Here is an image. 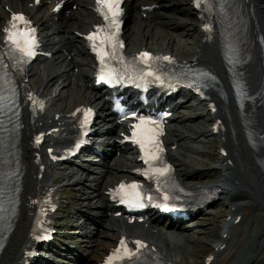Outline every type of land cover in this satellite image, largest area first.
I'll return each mask as SVG.
<instances>
[{
	"label": "bare ground",
	"instance_id": "1",
	"mask_svg": "<svg viewBox=\"0 0 264 264\" xmlns=\"http://www.w3.org/2000/svg\"><path fill=\"white\" fill-rule=\"evenodd\" d=\"M148 1L149 0H130L127 4L126 14L129 18L131 20L134 18L140 20L139 24L136 25L134 29L136 36L133 40V43L136 40L134 46L138 42V39L140 40V49H142L145 45H149V40L155 37L154 31L156 30V32H161L162 29L160 28L164 27L168 31L170 40H173V43H169L167 45L168 53L178 51L179 43H174V34L170 32L179 30L180 27L185 26V23L176 24L174 28L171 24L172 22L170 23L164 21L165 25H163L158 19H154L151 14L146 15V18L152 19L151 22H144L146 9L143 7L153 3L159 4L163 0ZM56 3L57 2L55 0H40L39 3H36L35 0H0V4L5 6V11H0V29L5 24L7 19H9L11 10L26 11L29 15H31V17L35 20V23L38 24L42 30L44 27L52 24V22H64L72 18L70 13L69 15L67 14V11L72 9L70 6V0L66 2L65 9L60 12H55L53 10ZM73 3L84 7L87 13V16H84L82 21H76V24L81 27V29L78 28V31L85 33L93 24L97 22V17L94 12L95 0H73ZM248 6L252 9L249 14L245 13L244 17L246 19V26L248 27L249 32L252 29L250 33L252 35H249V44L246 49V58L248 60L242 70L244 71V79L247 82L249 90L252 94H257L254 104L249 108L251 112V125L244 122L242 113L235 102L232 90V79L225 62V51L221 34H207L206 32L201 31L200 29L203 24L201 19L203 15L195 10L191 3H188L189 13L193 15V19L196 22V24H194V28L196 31H200L202 33V42L198 47H193L191 45L194 52L192 55L181 54L180 56L182 58H188L190 61H194L198 65L208 67L212 70V72H214L215 76L218 77V81L214 83V93L212 95L217 101L218 109L216 112H213L211 107H209L207 103H204V111H207V115L211 118L212 124L217 118H222L225 121L224 123L226 127V129L219 134V155H217V159L221 164L220 169L224 172V178L215 184V186L220 188V196L218 199L213 200L212 203L219 202L223 199L221 196L225 195L227 202L226 206L229 210L224 216V234L218 236V241H216L218 246L211 248L207 246L209 254L207 258H205L204 264H206L208 260L211 261V264H235L234 260L239 259L238 256L241 250V242L246 233L245 228L241 227V220L237 221L236 219L240 215L244 217V215L250 214L253 208L257 206L255 201L252 200L250 190L260 191L263 197L259 198L262 201L264 200V172L260 163V159L264 158V0H248ZM6 7L8 8V11L6 10ZM176 8V3H172L170 10H175ZM164 17L165 19L167 18L166 15L161 14L159 19L162 20ZM59 27H61V36L59 41L53 38L54 32H45L43 35L45 49L47 51L57 50L56 55L58 54V57L49 63L45 69H43L44 71L48 69L54 72L49 74L45 83H42L39 86L37 90L40 93L47 92L51 88L52 84L60 81L63 77L64 80L62 83L65 85L66 82H68V84L78 82L75 79L77 74H75L74 68H79L81 63L76 60L74 56L77 52H83V54L88 53L84 37H81L83 49L80 51L76 49L77 47L74 48L73 36L70 35L72 26L69 23L63 24L60 22ZM187 44L190 45L189 42H187ZM64 51L67 52L68 55H72L70 62H68V56L64 55ZM59 66H64V69L62 71L58 70L57 68ZM90 67L92 68V61H90ZM27 74L31 77L35 76L37 72H35L33 68H30ZM90 75L91 73L89 70H80L79 78L83 81V83L78 85L84 91L91 90L85 82ZM96 95H98V93H95L94 95H87V101L89 104L95 102L94 97ZM43 97L46 101V110L41 115L31 117L28 110V104L24 107L22 150L25 161L23 166L24 175L22 178V193L20 195L19 209L14 218L13 230L0 255V264H21V262L24 261L25 256L28 255L27 253L30 245L36 244L32 235V227L38 197L44 189L50 190L54 187V185H56V178L48 172L47 167L43 171H39V165L36 164L35 149L33 147L35 135L44 128L49 130L52 127H58L60 129V132L57 133L58 135H49L47 141L49 142V146L61 147L72 134L69 123L66 121V110L60 109L56 106L57 98L62 99L61 92L55 94L54 96L50 94H43ZM79 100L73 99L69 102V104L74 101L77 103L76 106H78L82 104ZM98 105L99 109L103 110V119L106 120V118H109L110 115L108 113L107 101L100 102ZM194 118L200 119V116L198 114L195 116L190 115L187 120L191 121ZM178 119L179 117H175L173 121H178ZM179 122H181V120ZM200 122L202 123L201 120ZM115 130L116 127H109L106 131L110 134L114 133ZM176 130L179 131L177 128ZM252 131L259 136L263 135L259 139L257 147H251L249 144V135ZM207 133L213 135V128L207 129ZM176 134H178L177 138L180 137L182 142L186 138L184 137L185 134L181 131ZM200 134H202V132ZM190 138H193L192 135H190ZM174 141L175 140H173V142L170 141L171 146L176 143ZM115 145L121 146L118 142V136L116 137ZM131 149L132 148L130 147V150ZM223 150H228L227 155L223 153ZM114 155V153L111 155L104 153L105 160L103 164L105 168L99 173V175H96L93 178L97 187L94 192L96 194L95 196L99 198L98 200H102V202L94 203L92 199L84 198L82 195L78 194L79 190H75V196L81 204V209H78L76 213L83 215L85 214V211L88 212L89 209L98 206L104 214L103 216L108 217L111 221V225L106 223L105 227L111 228V230H115V232H119L120 237L130 234L128 232L131 230L133 234H138L147 240L155 253L161 255L163 258L176 264H198L196 261L193 262L189 259L188 250L182 247L183 244L187 242H193L195 240L200 241L191 235L190 231L192 229L180 232L176 229L170 228L167 232L164 231L163 226H160L161 218L158 217L155 219L154 225L146 226L145 223H135L130 225L123 219V216H115L117 210L111 206V203L105 194V191L114 185L107 179V176L112 173V170L124 171V176L120 179L131 177L133 174L131 172L132 167L128 166L125 161L123 162V160L120 162L116 161L115 159L117 157ZM169 157L171 160H178L185 165L186 168L179 170L180 179L201 180V171L197 169L198 166H193V164H189L182 159H177L176 154L172 150L169 152ZM43 158L46 163L47 159L45 154H43ZM51 166L52 164H48V167ZM205 166L207 169H202V175L203 173L208 174L213 169L212 165L206 164ZM86 172L90 173V170L78 167L72 168L71 170L64 168L63 176L70 175L72 173H80L79 177L72 178L73 184L78 185L85 178L84 173ZM40 174L42 175L41 177ZM34 175L36 176L34 177ZM115 178H119V176L116 175ZM243 178L246 180H243ZM254 193L255 192H253V194ZM219 203L221 205V202ZM220 207L221 206H219V208ZM201 212L202 211L197 212L196 215L201 214ZM214 218L215 216H213L212 219ZM84 223L85 220L80 219L79 217L77 222L74 224L79 229H82ZM171 226L175 227V225ZM204 228V232H206L208 227ZM84 234L88 235L90 232L85 231ZM214 235L217 237V232L214 233ZM177 237L182 238V243L178 244ZM109 243L110 242H104L100 244L90 255L87 254L88 256L85 257V259L89 262L88 264H99L104 255L111 249V244ZM257 247L258 249L255 254L249 256L246 259L245 264H263L264 260L262 257V251L264 249V233L261 234Z\"/></svg>",
	"mask_w": 264,
	"mask_h": 264
},
{
	"label": "rangeland",
	"instance_id": "2",
	"mask_svg": "<svg viewBox=\"0 0 264 264\" xmlns=\"http://www.w3.org/2000/svg\"><path fill=\"white\" fill-rule=\"evenodd\" d=\"M183 0H179L178 1V7L180 9V11H182L181 13H183V16H178L176 15L177 18L171 17L170 18H166L164 19V21H173L174 23H181L184 22L185 26L180 28L179 32L176 35L177 38V42L179 43L178 46V51H175L173 54H175L178 58H180L181 54H188V55H192L193 52V48L191 47V45L194 47H197V45H199L202 41V37L201 36H197L193 23L194 21L192 20V15L189 14L188 12V6H186V4H182ZM184 2V1H183ZM171 1H165L163 3H161V5L165 6V5H170ZM2 9H4V7H2ZM76 18L77 19H81L84 15H85V9L80 6L78 8L73 9V11ZM159 12H164L169 16V12L165 11L164 9L162 10H158L154 13H152L154 16H156ZM73 23V32L71 33L73 36H77L76 32L77 29L79 28L76 24V21H71L70 24ZM173 23V27L175 28V25ZM129 25H131V22H127L126 28H125V37L127 40V45H128V49L129 50H134L136 51L139 48V44H140V40L138 39V42L135 44V47L133 49V45L131 44V41L133 39L132 36V30L131 28H129ZM59 28L57 25L55 26V29ZM60 31V28H59ZM178 31V30H176ZM176 31H172L170 33L176 34ZM51 33V29H49V31ZM61 32H59L58 34H53V37L56 38V40H59V36H60ZM184 35V36H181ZM159 34H157V37H153L152 40H149V45L143 46L146 49H150V50H163L165 52H168V49L166 48L167 43H171L169 42V38L167 40H159L158 39ZM175 37V36H174ZM75 39V38H74ZM136 42V40L134 41V43ZM176 40L174 41V43H177ZM187 42L190 43L187 44ZM77 47V48H76ZM74 48L81 50L82 49V45L80 40H76L74 41ZM58 55L49 58L47 61L44 62H39L34 64L33 68L34 71L37 72V74L35 76H32L30 78V84L34 87V88H39V86L42 83H45V81L48 79V75L53 73L54 71L52 70H48L46 69L45 71L43 69H45V67L52 62ZM72 56H68L69 59H71ZM75 59L80 61L82 65L79 66L80 69H88L90 71V66L88 65V58L84 57L80 52H78L75 56ZM83 67V68H82ZM79 68L76 67L75 71L77 73V76L75 77V79L78 82H75L74 84H68V82H66V85L64 83H62V81L64 80V77L60 79V81H57L56 83L51 85V88L47 91L44 92L43 94H50V95H55L58 94L59 92H61L62 95V99L57 98V107H59L60 109H64L66 110V112H70L73 110V107L77 104L76 102L72 101L71 104H69V102L73 99L75 100H79L80 102H87V99L85 98V96H87L90 91H84L83 89H81L79 87L78 84L83 83V81L79 78L80 75V71ZM58 70H63L64 66H59L57 68ZM43 70V71H41ZM85 82H87V84L91 85V80L90 77L88 78V80H86ZM85 84V83H84ZM81 93V94H80ZM84 93V94H83ZM83 94V95H82ZM78 95V96H77ZM189 100V99H188ZM192 102V100H191ZM190 103V102H189ZM184 105V104H183ZM184 110H188L189 111V115L187 117V119L189 118L190 114H195L194 109L188 107L187 109H185L184 107L180 108V110L176 113L177 117L180 116V120L181 122L175 121L174 123H172V129L175 128V126H178L185 135V137L190 138V135L194 136V138H190V139H184L182 143H178L177 144V148L174 149V152L176 153V157L177 159L180 157L181 159H183L184 161H186L189 164H193V166H198L197 169H199L201 171V177H203V182H211V184L213 183H217V181L219 182L221 179L224 178V173L221 172L220 168L217 167L220 163L218 160H210V159H217V155L219 154V137L218 136H210V137H203L201 140H199L197 138V135L201 134V136H204V134H207V130L206 129H210L211 128V122L209 120L208 117H205L203 119H201L202 123L199 122V120H192L191 123L193 124V128L195 130H197L199 133H196L194 131V129L190 126V122H188V120H185V116L183 115L182 111ZM186 121L185 122L183 121ZM184 123V124H183ZM181 124H183L181 126ZM203 130V131H202ZM171 136H169L167 138L168 141L170 140H174L175 139V135L176 133L172 130L171 131ZM173 136V137H172ZM171 138V139H170ZM174 138V139H173ZM179 139V138H178ZM176 142H177V137H176ZM213 143L214 146H213ZM188 144V147H191V145H193L194 148H192V150L190 149H186V145ZM197 150H201L200 152H198ZM202 150H207V151H202ZM205 155V156H202ZM87 156V155H85ZM179 156V157H178ZM129 157H131V154L128 153L127 155L124 154L122 156H118V161L123 160V162L125 161V163L128 166L132 165V162L129 160ZM193 158H202V159H193ZM210 158V159H208ZM191 159H193L194 162L190 161ZM205 159V160H203ZM207 162V163H206ZM217 162V163H216ZM177 168V171L180 169L185 168V165H180V162L174 161L173 162ZM197 163V164H196ZM84 164L91 168V169H96L97 168V164L84 160ZM196 164V165H195ZM206 164L212 165L213 168L212 172L209 174H205L203 173L202 175V169L207 167L205 166ZM217 164V165H216ZM64 165H59L58 168H64ZM49 173L51 175H53L56 178H59L60 182H59V186L60 185H64V190L67 193V195H65V197L63 198V200L65 201L64 204H60V207L56 213V218H57V225H58V229L60 231V235H63V237H60V239L57 237L56 240L54 241L53 245V251L50 254L51 258L49 260H42V264H81L80 261L78 259L75 258V255L73 252L71 253H66L65 250H72L74 252H77L78 254L82 255L83 257H87V254L92 253L93 251H95L97 249V247L104 243V242H110L111 245H116V243L119 240V233L115 232V230H111V228H106L105 225L103 224L104 221H106V218L104 216H102V212L99 209V207L97 208L96 206L92 209H90V211L85 215V217L90 215L96 217L99 222H100V227L99 228L97 225H95L89 218L86 219L87 222V226L85 227V229L90 231V234L83 236V233L80 234V236H78L77 234V238H71L69 237L70 235H73L72 233H70V231H72V227L71 224L75 222V218L73 217V214L70 216V218L68 219L69 215L66 214V211L69 207V204L67 203L69 200H72L75 202L74 207H78V209H81V204L78 202L75 194V190L76 189H80V193L83 194L84 196H90L91 199H93V202H101V200H98L99 198L94 197V190L97 188L96 187V182H92L93 178L96 176V174L99 173H92V175L89 174H84L88 176V179H86L85 181H83L78 187L77 186H71L69 185V183L72 181V178H77L80 176V173H72L70 175H66L63 176V171H60L59 169H48ZM103 170V169H101ZM190 170V168H189ZM121 172V173H120ZM123 172L122 171H112L111 175L108 176V179L111 182H117L119 178H115L114 175H122ZM94 175V176H93ZM35 176V175H34ZM92 176V177H91ZM191 182L188 181L186 182V185H190ZM192 184H199V182H197L196 180L192 181ZM57 185V186H58ZM60 188V189H63ZM253 192H255L253 194ZM251 193V197L255 200H257V204L258 207L256 209H253L251 211V213L249 215H247V219L246 222L244 223V226L247 227V232L245 233L244 236V244H245V249L242 253V259L240 261V263L242 264V262L249 256V255H253L256 249V244L258 243V239L259 236L262 234V232L264 231V204L261 203V197L262 193L260 191H252L250 190ZM69 194V195H68ZM260 194V195H259ZM260 197V198H259ZM263 199V198H262ZM226 200V198L224 199ZM72 201V202H73ZM219 202H221V207L218 208L219 206H215V205H211V209L209 212V209L206 210V214L212 216L215 215V218L212 217H202L201 219H197V218H192L189 221H191L189 224L192 225V231H191V235L194 236L195 238H198L200 241L199 242H192L191 244H184L185 248H188L189 250L192 251V253L194 254V256L190 257L191 261H196L199 264H203L204 263V255L208 252L207 250V246L208 247H215L216 245V241L217 238L220 235L223 234L224 232V228L223 226V219L222 217H224L227 213L226 208H224L225 206V201L220 200ZM262 205V206H261ZM80 207V208H79ZM220 209V210H219ZM219 210V211H218ZM218 211V212H217ZM218 221V219H220ZM211 222V226H205L208 227V229L205 231V228L200 226L197 227L198 223H204L205 225H207V220ZM218 221V223H217ZM217 223V226H215V224ZM108 224H110V222H108ZM202 224V225H204ZM209 224V223H208ZM111 225V224H110ZM183 226V225H182ZM220 230H218V228ZM187 228V229H185ZM204 228V229H203ZM86 230V231H87ZM181 231H186L189 230L188 226L182 227L180 228ZM217 230V231H216ZM219 231V234H218ZM84 232V231H83ZM217 232V238H211V237H216L214 235V233ZM130 233V230H129ZM108 236V237H107ZM62 240V242H61ZM81 240H84V242H80ZM109 243V244H110ZM60 246L64 249V251L59 250L57 247ZM81 246V247H80ZM249 246V248H248ZM210 247V248H211ZM96 253V252H95ZM202 256V257H201ZM206 256V255H205ZM83 262H86V264H88L89 262L83 258Z\"/></svg>",
	"mask_w": 264,
	"mask_h": 264
},
{
	"label": "snow or ice",
	"instance_id": "3",
	"mask_svg": "<svg viewBox=\"0 0 264 264\" xmlns=\"http://www.w3.org/2000/svg\"><path fill=\"white\" fill-rule=\"evenodd\" d=\"M99 6L98 11L104 17V20L107 21V25L104 28L98 29L97 32L89 34L87 39L93 42V49L97 51L100 62L102 65H105V58H115L117 48L123 47L121 41H119V30H120V16L122 14L121 0H97ZM196 6L200 7V0H196ZM17 22H23L25 24L24 29H19ZM30 22L22 14H13L11 21L9 22L10 26L5 28L6 41L13 46V51L19 52L21 60L25 57L31 58L35 55L34 47L36 44V39L34 36V29L27 27ZM208 26H206L207 28ZM99 40V46L96 45V41ZM110 47V51L108 50ZM140 59L145 63L148 60L152 59L151 54L148 52L140 53ZM163 59L169 60V57H164ZM105 67H107L105 65ZM6 75V73H5ZM107 77L111 78L116 75L114 69L108 68L107 73H104L102 69L101 79ZM146 75L154 76L155 73L149 71ZM156 79L159 80L160 77L156 76ZM162 82V81H161ZM191 86V85H189ZM3 97H0L2 100ZM87 123V120H85ZM154 123L146 119L145 117H140V123L135 126L136 131H134L133 136L136 137V142L140 144L141 149L144 151L145 163L151 165L153 161L160 160V153L163 151L162 147L159 145L157 140V135L159 134L156 129L148 127L149 124ZM170 168L168 166L162 168H151L150 172L156 176L165 175ZM145 175H149V172H145ZM139 185L133 183L129 186H120V191L118 194L126 197L129 203L136 204L138 206H143V195L138 190ZM165 200L168 199L167 194H165ZM137 245L136 252H139L140 248L145 247L142 241H135ZM136 253L128 249L125 242L122 240L120 248L116 250L115 257L117 259L128 258L131 259ZM113 257H109L108 264H112Z\"/></svg>",
	"mask_w": 264,
	"mask_h": 264
}]
</instances>
